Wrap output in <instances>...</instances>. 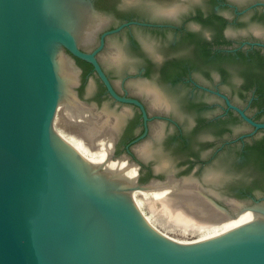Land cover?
Here are the masks:
<instances>
[{
  "label": "water",
  "instance_id": "water-1",
  "mask_svg": "<svg viewBox=\"0 0 264 264\" xmlns=\"http://www.w3.org/2000/svg\"><path fill=\"white\" fill-rule=\"evenodd\" d=\"M115 1L97 0L101 18L91 0H0V264H264V165L254 151L240 157L230 141L249 125L247 135L264 129L228 100L264 119L241 95L244 65L225 55L218 63L204 60L183 41L166 46L170 33L140 27L109 36L103 48L106 36L137 23L124 22L98 40L123 14ZM125 1L139 4L127 8L131 14L174 2ZM253 16L241 17L228 38L264 41V17ZM142 50L189 59L206 82L203 72L217 75L228 98L218 95L249 125L233 118L218 127L198 122L187 85L172 84L159 68L157 75L123 81L120 72L135 70ZM97 55L119 90L141 87L145 99L151 88L153 112L169 104L177 127L153 121L136 147L153 170L176 177L139 184L137 164L119 157V122H134L136 110L107 99L94 76L83 77L87 67L76 58L92 65L116 101L143 108L113 90ZM249 64L264 71V62ZM203 98L213 104L204 116L220 118L223 100ZM262 136L264 130L255 139ZM223 140L229 142L220 147ZM249 190L261 199L249 202L243 195Z\"/></svg>",
  "mask_w": 264,
  "mask_h": 264
},
{
  "label": "flooded vegetation",
  "instance_id": "flooded-vegetation-1",
  "mask_svg": "<svg viewBox=\"0 0 264 264\" xmlns=\"http://www.w3.org/2000/svg\"><path fill=\"white\" fill-rule=\"evenodd\" d=\"M91 1L93 8L97 11L99 17H105L103 12L97 6V0ZM137 5L139 4L136 2L127 3V1L125 0H117L114 2L113 8L123 14L119 16L116 23L109 24L101 29L100 33L98 34V40L102 32L113 29L124 22L135 21L137 23H130L127 26H124L118 32L106 36L104 39L103 48L106 45V41L109 36L118 34L125 29L140 27L161 32L167 37L168 33H170V38L168 37L166 39L167 41L164 43L166 46L171 47L174 46L175 43L183 41L188 46V49L193 50L196 53L197 57L202 56L204 60H215L218 63L219 55L228 56L229 58L235 59L236 61H239L240 63H242V65H244L242 67L243 81L241 84V93L243 94L241 95L247 97L249 96V104L250 106L255 107L258 116L264 115V103L259 104V102H256L259 99H264V71H258L249 64L250 62L254 61H260L261 63L264 62V46L249 43L259 42L264 44V41L256 36H250L245 39L228 38L229 28L237 25L240 22L239 19L241 17H244L248 14H254V16L261 15L264 17V0H249L245 4L239 3L238 0H174L173 4H170V6L158 5L153 7L151 11H148L149 9L144 10V13L142 14H131L126 12L127 8H134L137 7ZM124 12H126V14ZM148 13H150L151 15H148ZM142 53L143 61L138 63L135 70L120 72V78L123 81H125L126 79L136 80L148 78L152 76L153 73L157 75L155 71L159 68V71H161V73H163L166 78H169L172 84L182 83L187 85L188 102L189 105L193 106L198 113V122L204 123L208 121L215 127H218L219 122L227 118H233L234 120L245 122L238 115V113L235 110L229 108L225 103V100L218 95V93L223 95L225 94L222 93L220 89H218L217 75H213L211 72H203V74H205L204 79L210 80V82H206V80H202L194 75L189 59L182 60L183 57L182 59H180L178 55L173 54L165 55L164 57L156 56L152 53L150 54L146 50H142ZM98 62L100 63L99 59ZM152 69L154 71H151ZM222 70L223 69H221V71ZM103 71L113 90L118 95L137 100L143 108L142 110L138 105L134 103H121L116 101L108 93L105 85L93 70V67L91 70L87 71L84 76L82 74V76L85 78L87 77V74L94 76L97 79L102 92L107 99L121 104L123 109L133 108L134 110H136V118L134 122H131L130 124H123L119 122L118 126V131L119 129H121L124 133L122 146L123 153L119 154V157L122 155L127 156L129 161H133L137 164L138 176L136 182L139 184H143L150 182L152 179L163 180L168 175L175 176L174 174L170 173L167 174L166 177H164V175L159 174V171L157 172V170H153L152 167L148 166L149 164L147 165L143 162V160L139 156V153L137 152L136 147L141 140H143L145 137L147 138L150 136L151 124L153 121V123L159 121H167V123H170L177 127L178 124L175 122V119H173L169 112H167L170 109V107H168L169 104L167 103V101H165L163 108L158 109V112L150 111V109H153L151 106H154V104L148 101V98H152L150 92L153 90L151 88H149L150 91L149 93H146V98L144 99L142 97V93L138 91L141 90V87L133 88L132 90H136L135 92H131L126 89L119 90L116 87L111 74H109L104 69ZM207 95L213 96L216 100H218V98L223 100L224 108L221 114L222 116L220 118H218V115L214 116L211 119H207L204 116V112L210 110L213 105L208 103L207 100L203 98V96ZM228 100L233 105L243 110L244 113L253 121L264 122V119L261 121L259 117H254L247 114V112L243 108L233 103L229 98ZM214 105L217 106L218 103H215ZM90 107L92 108V106ZM143 112L145 113L146 118L144 117ZM245 123L248 124L247 122ZM249 126L251 127V130L249 132L237 135L230 140L233 143L239 145L237 148V153L240 157H244L248 153L253 152L249 149V147L252 146L255 142L264 138V136H262L259 139H255L257 133L263 131L264 129H258L251 135H247L253 130V127L251 125ZM220 129L223 133L230 132L229 127L225 124H222ZM176 136L177 138L184 141L185 136L181 131H178ZM119 137L120 136L116 132L114 155H116V152L118 153V148H116V141ZM217 137L218 134H215L213 138L216 140ZM228 142V140H223L220 147L226 146V143ZM193 157H197L196 152L192 153L191 157L189 156V162H191L190 159ZM143 169H147L148 173L145 177L141 178L139 175ZM244 192L245 193H243V195L245 196V198L248 197L249 202H255L261 199L254 196L250 190Z\"/></svg>",
  "mask_w": 264,
  "mask_h": 264
},
{
  "label": "trees",
  "instance_id": "trees-1",
  "mask_svg": "<svg viewBox=\"0 0 264 264\" xmlns=\"http://www.w3.org/2000/svg\"><path fill=\"white\" fill-rule=\"evenodd\" d=\"M77 60L81 61L87 67L88 71L92 69V65L90 63L80 60L78 58ZM256 102H259V104L264 103V99H259ZM249 149L255 152V157L257 159H260L261 164L264 165V138L255 142L252 146L249 147Z\"/></svg>",
  "mask_w": 264,
  "mask_h": 264
}]
</instances>
